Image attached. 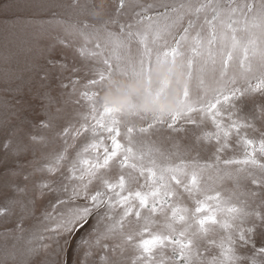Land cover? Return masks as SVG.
Masks as SVG:
<instances>
[{
  "label": "snow or ice",
  "instance_id": "obj_1",
  "mask_svg": "<svg viewBox=\"0 0 264 264\" xmlns=\"http://www.w3.org/2000/svg\"><path fill=\"white\" fill-rule=\"evenodd\" d=\"M15 6L0 0V15ZM68 7L83 18L65 31L81 43L66 38L63 58L33 62L47 100L36 134L13 122L0 140V178L25 193L0 201V217L40 213L30 238L17 219L0 264H264V0ZM41 131L64 147L34 166ZM205 151L214 164L182 158ZM225 180L230 190L215 186Z\"/></svg>",
  "mask_w": 264,
  "mask_h": 264
},
{
  "label": "rangeland",
  "instance_id": "obj_2",
  "mask_svg": "<svg viewBox=\"0 0 264 264\" xmlns=\"http://www.w3.org/2000/svg\"><path fill=\"white\" fill-rule=\"evenodd\" d=\"M12 2L16 6L6 15H0V140L6 135L4 132L6 124L13 122L20 124L21 127L28 124L31 132L36 134L37 129L31 127V122L37 114H44L40 105L47 104V100L40 95L44 91V87L31 72L33 62L37 58L43 60L46 56L63 58L65 52H71L70 49L61 48L60 41L66 38L73 41L78 40L76 37H69L65 29L76 23L78 19L83 18L77 15L76 10L68 7L71 0H12ZM86 2L87 0H80V3ZM141 2L148 3L152 0H141ZM57 4L62 6H54ZM135 49L136 44L133 42V52ZM68 108L69 119L75 122L80 117L81 109L72 104ZM21 117H23V121H21ZM208 127L210 128V124ZM40 134L45 136V142L35 146L33 153L28 154V159L34 166L43 165L54 152L62 150L64 147L60 141L52 142L46 131H41ZM150 139L154 141L155 147L166 153L176 151L173 146L174 142L166 136L156 135ZM82 140L83 138L76 143L79 145ZM69 143H72L71 139H69ZM181 151L183 152V149ZM69 152L74 155L75 149L70 148ZM233 154L238 155V153H228V155ZM194 157L201 165L214 164L211 153L206 151L199 155L195 152H185L182 158L185 162L190 163ZM10 158L13 160L17 158L14 150L10 153ZM157 158L159 159V157ZM171 159L175 163L180 162L176 156H172ZM222 167L223 165H221ZM209 173L214 179L216 174L212 169L205 173V177L207 178ZM35 174L37 176L44 175L41 172ZM8 177L7 184L0 178V201H4L6 197L24 199L25 193L17 191L13 182L19 184L21 188L24 185L11 173L8 174ZM213 179L208 180L209 185L213 184ZM215 186L222 187L226 191L231 189V183L227 180L216 181ZM27 199L30 201L31 196H28ZM185 203L192 207L190 201H185ZM29 207H31L30 204ZM21 215L24 217L27 230L25 236L30 238L31 231L40 227L39 212L36 213L37 218L34 219L24 214L21 209L16 208L8 217H0V244L14 242L10 230ZM5 236L8 237L7 241Z\"/></svg>",
  "mask_w": 264,
  "mask_h": 264
}]
</instances>
